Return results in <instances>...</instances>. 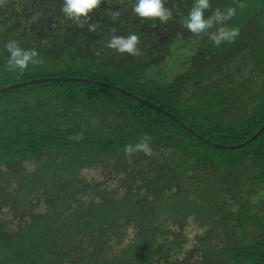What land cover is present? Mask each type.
<instances>
[{"label": "trees", "instance_id": "1", "mask_svg": "<svg viewBox=\"0 0 264 264\" xmlns=\"http://www.w3.org/2000/svg\"><path fill=\"white\" fill-rule=\"evenodd\" d=\"M192 2L161 25L133 0L79 24L63 0H0V264H264V0H210L237 14L200 35ZM132 33L136 55L107 48ZM9 39L39 63L7 71Z\"/></svg>", "mask_w": 264, "mask_h": 264}, {"label": "clouds", "instance_id": "2", "mask_svg": "<svg viewBox=\"0 0 264 264\" xmlns=\"http://www.w3.org/2000/svg\"><path fill=\"white\" fill-rule=\"evenodd\" d=\"M102 2L103 0H63L60 11L66 20L79 24L82 20L89 21V14L99 10ZM210 9V0H193L187 15L184 17V27L191 33L200 35L208 32L214 24L224 25L226 21L237 14L235 7L217 8L212 10V14L205 18V11ZM132 12L140 21H158L161 25H166L172 19V10L165 6V0H133ZM119 15V12H114L113 19ZM87 27L90 32L95 31L96 24L88 23ZM236 35L235 29L220 27L217 31L210 32L208 38L214 46L219 47L223 43L231 42ZM138 43L139 37L135 33L127 36L110 34L106 46L121 55L134 56L139 51ZM4 49L8 53L6 70L9 72L24 73L29 70L30 66L39 63V53L34 48L25 49L16 39H9L5 43ZM151 151L150 138L147 135L142 137L135 145L128 144L124 148L125 155L129 157L137 152L149 155Z\"/></svg>", "mask_w": 264, "mask_h": 264}, {"label": "rangeland", "instance_id": "3", "mask_svg": "<svg viewBox=\"0 0 264 264\" xmlns=\"http://www.w3.org/2000/svg\"><path fill=\"white\" fill-rule=\"evenodd\" d=\"M169 68V67H168ZM164 75V70L161 69L157 72L156 76H163ZM192 221V220H191ZM196 224V223H191L189 226H185V230L189 231L190 232V229L193 231L192 235H189V238L190 240H194V236L196 233H199L201 232V230L199 229V231L196 229V227H194L193 225ZM197 225V224H196ZM193 242V241H192ZM189 246H191L190 243H188Z\"/></svg>", "mask_w": 264, "mask_h": 264}, {"label": "water", "instance_id": "4", "mask_svg": "<svg viewBox=\"0 0 264 264\" xmlns=\"http://www.w3.org/2000/svg\"><path fill=\"white\" fill-rule=\"evenodd\" d=\"M97 84H99V85H101V83H97ZM122 91V90H121ZM122 92H124V93H127L126 91H122ZM129 95H132V94H129ZM133 96V95H132ZM152 107H154V106H152ZM155 108V107H154ZM163 113H165L166 115H170L169 113H167V112H164L163 111ZM175 119V118H174ZM264 131V126L262 127V129L257 133V135H255L252 139H250L249 140V142H251V141H253L255 138H257L258 136H260V134L262 133Z\"/></svg>", "mask_w": 264, "mask_h": 264}]
</instances>
